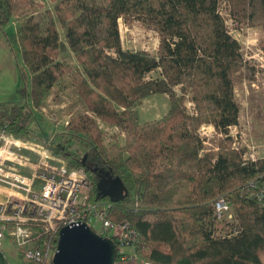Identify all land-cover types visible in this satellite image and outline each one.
Wrapping results in <instances>:
<instances>
[{
    "label": "trees",
    "instance_id": "16d2710c",
    "mask_svg": "<svg viewBox=\"0 0 264 264\" xmlns=\"http://www.w3.org/2000/svg\"><path fill=\"white\" fill-rule=\"evenodd\" d=\"M49 1L54 7L44 16L29 12L40 6L36 0H0V31L26 14L14 39L31 75L30 89L17 91L18 103H0V130L32 140L36 111L60 80L73 75L87 112L73 115L66 130L86 151L44 144L71 168L88 171L91 200L109 205L111 220L130 222L138 234L133 243L138 259L264 264V156L246 158L247 147L236 145L231 133L240 119L236 84L254 79V68L220 10L226 1L236 22L264 30V0ZM123 17L157 27L155 53L123 47ZM68 50L77 65L61 59ZM155 94L168 95L169 110L142 121L137 107ZM98 120L118 127L125 142L106 145ZM205 126L218 134L216 149L207 147ZM105 175L124 183L123 199L100 193ZM221 198L230 209L219 218ZM223 223L232 232L223 234Z\"/></svg>",
    "mask_w": 264,
    "mask_h": 264
},
{
    "label": "built area",
    "instance_id": "2783aa9c",
    "mask_svg": "<svg viewBox=\"0 0 264 264\" xmlns=\"http://www.w3.org/2000/svg\"><path fill=\"white\" fill-rule=\"evenodd\" d=\"M246 158L258 157L253 151ZM90 189L91 178L84 167L71 168L50 147L0 132V248L10 238L24 260L52 264L60 230L85 222L119 245L122 261L137 260L133 245L137 231L127 219L111 220L110 206L93 202ZM216 209L221 218L229 211V202L219 199ZM229 232L232 229L222 231ZM122 247L133 251L126 253Z\"/></svg>",
    "mask_w": 264,
    "mask_h": 264
},
{
    "label": "rangeland",
    "instance_id": "374dc122",
    "mask_svg": "<svg viewBox=\"0 0 264 264\" xmlns=\"http://www.w3.org/2000/svg\"><path fill=\"white\" fill-rule=\"evenodd\" d=\"M36 1L40 6L34 7L29 12H39L46 16L47 10H53L54 5L49 0ZM220 10L227 20L231 34L238 39L242 46L246 63L254 68V79L243 78L236 84V101L240 107V119L238 126L231 128V133L236 138V145L247 147L248 155L254 151L257 157H263L264 30L236 22L230 15V9L226 1L220 4ZM25 15H19L15 18L17 26ZM119 24L125 49L148 50L152 53L157 51L159 35L158 29L153 23H144L134 17H123L120 19ZM17 26L11 22L4 28V31H0V62H3V57L6 58L8 55L7 50L3 47L4 41H7L19 72L18 86H26L30 89V71L23 60L20 46L14 39ZM61 38L65 40V31L62 29ZM61 59L66 63L77 65L76 58L69 50L62 54ZM5 68L0 71V103L12 105L18 103L21 99L19 93L14 90L18 78L16 74H11ZM150 76L154 77L156 73ZM137 108L142 121L159 119L169 110V97L166 94L152 95L144 99ZM84 112H87V108L77 92L74 76L67 75L53 87L43 108L36 111V115L30 123L34 135L32 140L27 141L45 145L44 141L48 140L58 146H66L70 150L84 153L86 151L85 144L73 139L72 135L66 130V125L71 117ZM99 124L104 132L106 145L109 146L115 141L125 142V134L119 128L102 121ZM0 132L3 131L0 130ZM202 135L207 137V147L216 149L218 134L214 127L205 126ZM220 227L224 230H231V226L229 227L224 223ZM121 250L131 253L128 247H122ZM116 264L144 263L140 259H128L126 261L118 259Z\"/></svg>",
    "mask_w": 264,
    "mask_h": 264
},
{
    "label": "water",
    "instance_id": "95a60500",
    "mask_svg": "<svg viewBox=\"0 0 264 264\" xmlns=\"http://www.w3.org/2000/svg\"><path fill=\"white\" fill-rule=\"evenodd\" d=\"M86 158V157H85ZM100 193L112 201L124 198L127 187L118 178L103 177ZM115 241L94 231L87 223L64 226L59 233L57 251L52 264H116Z\"/></svg>",
    "mask_w": 264,
    "mask_h": 264
},
{
    "label": "crops",
    "instance_id": "0c3cea01",
    "mask_svg": "<svg viewBox=\"0 0 264 264\" xmlns=\"http://www.w3.org/2000/svg\"><path fill=\"white\" fill-rule=\"evenodd\" d=\"M13 23L17 26L16 21H13ZM3 47L7 50L8 55L6 56V58L3 57V62H0V71H2L6 67L5 69L8 72L10 71L11 74H13V75L16 74L18 80L16 81V86H15L14 90L18 91V89L20 88V86H18L19 72H18L17 65L15 63L14 55H13V53L9 47V43H7V41H4ZM148 121H150V120H148ZM23 151L26 153L30 152L27 150H23ZM130 251L132 252L133 249L130 248ZM0 264H24L17 246L15 245L13 240L10 238L6 239L4 242V246L2 248H0Z\"/></svg>",
    "mask_w": 264,
    "mask_h": 264
},
{
    "label": "flooded vegetation",
    "instance_id": "af4514ba",
    "mask_svg": "<svg viewBox=\"0 0 264 264\" xmlns=\"http://www.w3.org/2000/svg\"><path fill=\"white\" fill-rule=\"evenodd\" d=\"M104 177H106L107 180H108V178H110V177H108L107 175H105Z\"/></svg>",
    "mask_w": 264,
    "mask_h": 264
}]
</instances>
